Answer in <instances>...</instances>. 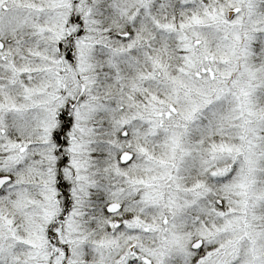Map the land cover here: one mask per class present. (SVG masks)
<instances>
[{
	"label": "snow or ice",
	"instance_id": "snow-or-ice-1",
	"mask_svg": "<svg viewBox=\"0 0 264 264\" xmlns=\"http://www.w3.org/2000/svg\"><path fill=\"white\" fill-rule=\"evenodd\" d=\"M0 264H264V0H0Z\"/></svg>",
	"mask_w": 264,
	"mask_h": 264
}]
</instances>
